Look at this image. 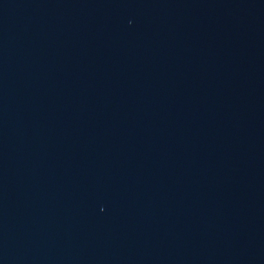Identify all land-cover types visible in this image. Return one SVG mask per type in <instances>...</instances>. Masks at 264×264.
Instances as JSON below:
<instances>
[{
    "label": "water",
    "instance_id": "water-1",
    "mask_svg": "<svg viewBox=\"0 0 264 264\" xmlns=\"http://www.w3.org/2000/svg\"><path fill=\"white\" fill-rule=\"evenodd\" d=\"M0 264H264V0H0Z\"/></svg>",
    "mask_w": 264,
    "mask_h": 264
}]
</instances>
